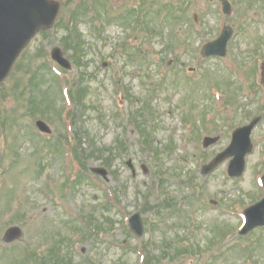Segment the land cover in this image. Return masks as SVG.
<instances>
[{"label": "rangeland", "instance_id": "obj_1", "mask_svg": "<svg viewBox=\"0 0 264 264\" xmlns=\"http://www.w3.org/2000/svg\"><path fill=\"white\" fill-rule=\"evenodd\" d=\"M57 1L61 3L58 23L63 21L62 27L70 20L71 9L82 3L100 7V11L93 12L100 28L93 29L95 22L90 15L82 17L78 26L86 44L87 73L91 74L87 78L90 88L87 101L99 108L88 105L85 111L75 108L57 87L59 79L63 85L64 77L55 81L54 74L42 67L46 60L53 62L50 59L53 47L63 48L62 36L66 30L57 25L56 30L38 34L0 86V135L4 138L0 144V264H7L14 256L17 257L15 262L21 260L26 251L31 253L36 248L44 253L52 244V237L69 232V228L62 225L65 217L54 206L53 196H62L63 201L70 203L69 214L86 215L103 204L104 193L92 184L76 187L75 192L69 185L63 187L67 169L76 171L77 168H71L70 156L62 161L49 149L54 147L56 139L80 130L88 133L82 137L84 148L93 142L97 146H112L120 137L125 140L128 151L124 157L116 159L111 180L103 182L104 187L115 188L120 194L118 210L121 212L113 209L111 213L116 224L110 234L100 237L99 243L91 239L79 242L74 250L75 264L89 260L92 264H141V249L133 248L150 242L152 236L161 241L165 233L167 236L185 235L191 240L184 244L190 253L175 257L169 251L164 256L162 249L156 247L153 254L161 264H264V228L252 231L245 238L235 234L241 223L240 210L251 205L262 191L257 179L264 174V84L259 67L264 60V0H231L234 6L231 16L223 15L218 0H185L189 3L187 6L183 0H160L175 6L179 4L178 15L175 14L170 24L159 20L157 34L151 40L146 39L134 59L123 50L128 28L114 17L133 6L136 0H73V4L70 0ZM90 17L92 19L87 21ZM224 24L231 25L234 31L227 55L220 60L204 59L200 54L202 45L217 38ZM173 27H177V31ZM70 53L66 52L68 58ZM104 63L107 66H103ZM189 68L195 70L189 71ZM81 70L74 66L68 76L78 74L76 82L81 79ZM164 79L163 89L152 95L150 91L157 89ZM229 83H234L231 94L217 92V87L222 89L218 84L226 89ZM126 87L134 98L132 103L124 97ZM145 99L154 112L147 120L155 146L161 149V156L156 160L152 153L141 149L139 135L128 121L132 112L143 107ZM69 110H75L78 115L74 124L66 118ZM188 112L192 115L190 120L184 119ZM256 115H261L262 119L252 132L254 149L247 155L244 175L228 176L229 159L211 174L202 175V166L228 146L233 130ZM37 119H44L51 126L52 138L37 134ZM206 135L221 137L205 149L202 141ZM169 143L174 145L173 150L166 147ZM37 144L47 145V154L37 153ZM128 158L133 159L137 168L135 177L125 164ZM88 164L101 165L93 159ZM142 165L148 172H143ZM160 169L166 172L165 190L179 204L188 197L193 202L194 205L186 204L185 221L173 219L180 224L193 225L192 230L183 232L176 227L170 231L167 223L159 225L154 216L143 212L145 194L160 191L156 187L159 181L156 172ZM189 174H195L197 188L184 184ZM51 184L53 189L50 190ZM46 187L48 192L44 194ZM228 206L237 209L229 214L221 211ZM136 211H141L145 220L150 219L159 228L154 231L148 228L142 238H137L127 226L128 216ZM11 225L22 226L24 236L7 245L2 237ZM215 227L233 235L228 243L220 240L221 248L208 246L217 235V231L215 236L210 235ZM198 251L202 256L196 254ZM213 255L219 258L213 259ZM34 262L39 261L36 259L31 264Z\"/></svg>", "mask_w": 264, "mask_h": 264}, {"label": "water", "instance_id": "obj_2", "mask_svg": "<svg viewBox=\"0 0 264 264\" xmlns=\"http://www.w3.org/2000/svg\"><path fill=\"white\" fill-rule=\"evenodd\" d=\"M225 10L229 12V4L224 1ZM58 12V5L51 0H0V82L6 77L10 67L20 54L22 49L27 45L35 33L52 25ZM232 33L230 29L224 31L222 36L208 45L205 54L224 55L226 45ZM54 57L61 63L70 67L68 63L61 57L57 51L54 52ZM258 119H255L251 124L238 129L233 135L231 146L219 154L205 171H211L220 161L228 155L234 156L231 161L229 172L232 176H240L245 168V155L251 151V130L256 125ZM46 131L49 128L43 123H38ZM216 139L206 138L205 146L214 143ZM96 172H106L103 169H97ZM248 223L245 231L253 227L264 224V200L251 207L247 212ZM132 229L141 236L144 228L141 217L136 214L131 218ZM21 234L18 229L8 231V236H13L10 241L19 237Z\"/></svg>", "mask_w": 264, "mask_h": 264}, {"label": "trees", "instance_id": "obj_3", "mask_svg": "<svg viewBox=\"0 0 264 264\" xmlns=\"http://www.w3.org/2000/svg\"><path fill=\"white\" fill-rule=\"evenodd\" d=\"M77 51H78V48H79V45H76V47H74ZM78 53H75L74 54V56H73V60L75 61V63H77L78 65H80L82 62H81V60L80 59H78ZM145 143L146 144H148L149 143V141H148V137H146V139H145ZM92 156V155H91ZM101 157H102V154H101ZM109 160H110V158H107V159H105V162H104V164H108L109 163ZM82 167H83V169H86L87 168V166H86V158L84 159V162L82 163Z\"/></svg>", "mask_w": 264, "mask_h": 264}]
</instances>
